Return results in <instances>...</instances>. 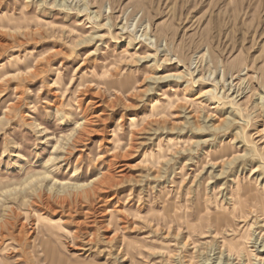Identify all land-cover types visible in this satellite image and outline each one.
<instances>
[{
	"label": "rangeland",
	"instance_id": "1",
	"mask_svg": "<svg viewBox=\"0 0 264 264\" xmlns=\"http://www.w3.org/2000/svg\"><path fill=\"white\" fill-rule=\"evenodd\" d=\"M0 264H264V0H0Z\"/></svg>",
	"mask_w": 264,
	"mask_h": 264
},
{
	"label": "bare ground",
	"instance_id": "2",
	"mask_svg": "<svg viewBox=\"0 0 264 264\" xmlns=\"http://www.w3.org/2000/svg\"><path fill=\"white\" fill-rule=\"evenodd\" d=\"M152 87V86H151ZM98 104V103H97ZM187 108V107H186ZM226 121V120H225ZM223 124V123H222ZM189 125V124H188ZM231 125H232V122L231 121H229L228 120V122L226 121L225 122V125H224V127L223 128H219V127H216V126H214V125H212V128H213V130L215 131V132H217V131H222L223 129H227L228 130V128L229 127H231ZM221 126V125H220ZM196 129L199 131V132H201V131H204V130H209L210 128L208 127L207 129H206V126H198V127H196ZM144 131V130H143ZM212 131V130H211ZM155 132H157V131H155ZM235 160H237L236 158H235ZM238 160H239V158H238ZM241 161V160H240ZM231 163H233V162H231ZM230 163V164H231ZM215 167V166H214ZM227 174V173H226ZM221 175H225V172H222L221 174H220V176ZM243 218V217H242ZM183 236V235H182ZM168 237V236H167ZM218 241V240H217ZM233 245V244H232ZM223 254V253H222ZM229 254V253H228ZM208 255V254H207Z\"/></svg>",
	"mask_w": 264,
	"mask_h": 264
}]
</instances>
